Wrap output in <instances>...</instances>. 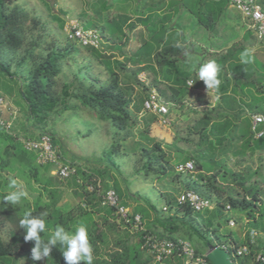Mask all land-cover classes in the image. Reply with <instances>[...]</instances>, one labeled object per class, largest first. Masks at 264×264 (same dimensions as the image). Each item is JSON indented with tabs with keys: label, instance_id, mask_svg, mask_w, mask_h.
<instances>
[{
	"label": "trees",
	"instance_id": "1",
	"mask_svg": "<svg viewBox=\"0 0 264 264\" xmlns=\"http://www.w3.org/2000/svg\"><path fill=\"white\" fill-rule=\"evenodd\" d=\"M15 1L17 0H0V72L10 79L16 78L15 73L11 71V62L2 58V52L14 53L23 48V25L27 20L23 10L16 6L10 8ZM134 1L137 4L134 11L135 15L139 16L140 14L144 15L145 13L151 12V9H148L149 6H147L145 2L140 4L139 2L141 0ZM180 1L183 8L190 10L198 23L207 27L210 31L212 28L209 24L207 25L206 22H204L206 19L203 15L208 16L211 22L213 20L216 21L217 17H219L222 14V11L229 5V0ZM252 1L264 9V0ZM82 2L85 8L91 13L89 19L82 25L83 29L96 31L101 38L100 46L103 45L106 51L109 52L105 59L109 82L106 85H100L98 87H78L75 89H73L72 84L64 83L61 87L60 95L55 96L54 90L57 86L56 79L62 73L60 63L68 59L69 54H71V51L74 50L75 46L69 45L65 48L66 52L57 50L49 51L42 60L29 71L26 81L21 84L18 91V96L24 103L29 121L32 122L33 126L43 127L47 124L50 115L55 114L60 116L65 112L75 110L77 106L68 103L69 100H73L77 102L80 107L88 108L92 116L99 122L110 123L117 133L121 134L127 129L129 130L132 128L135 114L143 115V119L147 120L148 123L159 121L155 115L147 113L143 109V103L150 96L153 89L157 90L162 95H165L164 91L161 92V90H159V85H161V83H158L157 79L169 83L166 87L167 90L172 92V95L167 103L172 105L171 110L183 105V102L190 91V87L187 85L188 81L196 80L192 87L204 85V83L197 80L198 77L196 75L195 79L192 80L188 74L182 75L181 77L177 72L172 77H169L166 74L167 72L163 71V67L167 65L169 61L166 57L167 53L170 51V47L165 45L160 48L159 44L162 41L161 37L164 36L155 27L154 29L148 28L147 31L149 33L147 38H144L143 35L140 37L141 34L139 33V30H135V33L138 32L136 37L138 36L141 38V44H136L133 55L126 54L125 49L130 40L128 32L129 30L134 29V24L131 23L128 26L126 25V16L122 14L126 13L128 8L119 2V0H82ZM118 2L120 4H118ZM86 9H84L85 12L87 11ZM85 12H82L81 14L83 18L87 16V12ZM151 15L152 14L145 19H138V22L147 26L149 21H152L150 22L151 26H154L158 20H162L164 23L165 19L168 18V16L164 14L163 16ZM33 21L35 24L39 23V19L37 18H33ZM246 34L248 36L253 35L251 31H247ZM157 35L158 38L156 39ZM151 42L157 47L150 45ZM84 49L95 56L100 55L98 52L99 49L91 47ZM115 52L122 56L123 62H120L115 58ZM31 54V50L27 51L26 55L15 64L17 69H20L24 63L27 62ZM221 58L224 59L226 56H222ZM252 58V62L249 64L239 63L237 65H230L229 63L228 69L226 66L224 67V65L220 66L221 72L225 71V74L224 77H222L218 92H215L224 97V100H229L228 98L230 97V100L234 99L232 94H226L227 90H230L228 87H230L231 82H233V85H238L241 80L250 79V76L245 75L248 65L252 63L255 64L257 68L256 70L264 74V47L254 54ZM111 60L114 62H111ZM129 63L135 68L129 75H126L124 72L127 70V64ZM154 65L159 67L158 72H156ZM253 69L252 74L256 72L254 67ZM143 73H151L154 75L151 85H146L145 83L140 82L138 77ZM256 83H258L257 86H255L256 90L259 88L260 94H264V76L258 75ZM226 84L228 85L226 86ZM247 87H249V85L246 86V88ZM259 101L264 102V96L262 97L261 95L260 98L256 100L254 99V102L256 103H259ZM133 109L135 113L132 111ZM2 119L4 123H6L4 117H2ZM210 119L211 117L209 115L207 116L206 114H203L191 130V132L196 133L199 137L198 150L202 151L203 149L208 148V152L217 147L225 146H227L229 150H234L236 144L238 145L239 143L236 139V134H239L241 126L236 127L234 123L225 116L211 124L209 123ZM148 128L147 125V128L143 131L144 134L148 133ZM41 132V134H38L32 139L37 140L45 134L43 130H41ZM249 135L253 139L251 130H249ZM50 138L52 143H54V139L51 136ZM141 139H144L145 141L148 140L145 136H142ZM9 149L8 153L17 155L20 163L30 166L28 167L29 175L35 179H37L39 174L37 167L45 169L44 173L49 172L50 174L51 167L38 166L34 154H27L25 151L18 153L16 146H10ZM117 154H138L143 161L140 172L146 177L151 175L154 176L159 182H175L182 175L176 170L173 172L168 171L167 164L172 161V159L170 156H167L166 152H164L162 146L158 142L152 143L148 148L143 143L136 141L133 136L124 134L121 136V139L112 142L110 147L102 153V156L107 160V165H109L111 169L118 170L113 159ZM201 158L204 157L201 156ZM180 160V163H177L176 167L187 162H193V164L198 165L200 169L196 172L195 176H190L185 180V190H192L201 197L210 200V197L214 193H226L227 191L224 189L226 186L229 187L228 190L235 189L233 186L237 187L235 190L236 195L229 194L227 196L229 210H235V215L233 216H236V219L231 217H226L224 219L226 225H229V222H233V228H230L225 234L219 233L221 228L219 223L212 227H206V225H204L207 230V233H205L201 232L200 226L198 223H195L194 219H189L188 221L182 219L179 222L175 221L176 229L168 233L169 239L164 240L172 242L182 240L189 243L185 238L195 236L204 244V246H207L208 244L212 246H225L233 264H260V259H264V203L262 201L264 188L246 187V181H238L241 176H237L227 170L222 172L219 169L214 170L209 166H203L202 162L204 161L199 162V160H196L195 157L190 155L180 157ZM3 163L0 164V168ZM81 175L83 176V181L79 183L76 177L73 176L72 179H74V182L71 185L74 190H76L75 195L79 199V204L75 205L73 209L66 214H62L56 209L51 210L49 204L40 201H36L32 209H21L15 205L3 206L2 204L5 203L0 202V216L3 218L0 221V226L4 225L6 222L10 225L7 232L8 241H3L0 238V264H16V256L23 260V264H63V258L61 256L62 249L60 245L53 248L50 257L45 258L43 261H33L31 259L30 250L34 246V242H24V229L19 228L18 223L25 211L31 212L33 216L47 213L45 218L46 231L45 233H41V236L44 239H47L51 235L57 225L63 226L65 230L70 233H74L75 229L73 227L79 224L89 227V241L93 246V264H150L151 262H156L151 254L146 253V251L141 249L143 236L149 233L159 240L163 239L146 230L131 233L127 227L115 223L116 217L113 210L105 206H101V208L110 211L111 216L114 217V222H110L106 216H96L97 220L113 230H126V232H124L125 237L128 236L127 233H131L130 235L133 243L129 245L123 240H117L113 244V251L110 252L109 249V252L100 253L99 246L105 244L104 238L106 235L100 229V224L93 218V213H97L94 209L97 205H101V197L109 190H113L117 194L121 205L127 207L128 205L125 201L126 195L117 183L110 185L98 181L93 174L84 171L81 172ZM57 179L60 180L59 178ZM88 186H92L93 191H88ZM48 193L51 195L52 191ZM179 194L180 192L177 196ZM83 202L84 204H81ZM168 202L169 206H171V202ZM226 207L219 202L215 214L212 213L211 210H206L202 213H193L187 206L178 205L177 203V209L183 212L185 219H188V217H191L192 215L218 216V214L225 210ZM169 209L170 207L166 208L167 211ZM209 211L211 215L209 214ZM137 214L138 213L131 211L132 216ZM76 218H79L80 220H77ZM184 223L187 225L186 227L183 226ZM180 227L183 228V231L186 232L185 235H187V237H183V239H177L175 237V235L180 233ZM250 230H257V232L260 231L258 232V236L253 245L249 244ZM243 247L247 248L246 254L240 257L236 256V251ZM194 251L198 255H204V253L200 254L195 249ZM142 254H147L148 259L146 261L141 259ZM168 259H175L184 264V258L178 257L176 253ZM208 263L211 264L209 261ZM80 264H84V262H80Z\"/></svg>",
	"mask_w": 264,
	"mask_h": 264
},
{
	"label": "rangeland",
	"instance_id": "2",
	"mask_svg": "<svg viewBox=\"0 0 264 264\" xmlns=\"http://www.w3.org/2000/svg\"><path fill=\"white\" fill-rule=\"evenodd\" d=\"M15 6L23 10L27 20L23 25V48L14 53L2 52V58L11 62V71L15 73L16 78L10 79L0 72V98L3 99L6 105V108L4 109L6 112L4 117L6 120L12 122L8 127H0V164L4 162L0 168L1 203L3 202L1 201L3 200V197L7 195L9 191L17 190L8 188L9 181L15 179L17 181L18 189L26 191L28 194L26 198L22 199L20 204L15 205L21 209H32L34 203L40 201L49 204L51 210L56 209L60 213L66 214L70 212L75 205L79 204V199L75 195L76 190L71 186L74 182L72 177L66 181H61L52 177L49 172L44 173L45 169L37 167L39 174L37 179H35L29 175V165L20 163L17 155L8 153L10 146H16L18 153L24 151L22 148V140L32 139L38 134H41V130L54 139L55 142L53 145L61 156L66 161L74 164L77 171L75 177L79 183L83 181V176L81 175L82 171L93 174L98 181L110 185L117 183L126 195L125 201L128 207H136L137 211L148 213V206H152L157 210L160 219H164L167 214L177 208V194L184 188V181L190 176H195L196 172L200 170L199 166L194 164V173L192 175L182 174L177 181H168L164 183L159 182L152 175L146 177L140 172L143 161L138 154L115 155L113 159L118 170L111 169L110 166L107 165V160L102 156V153L110 147L112 142L121 139V136L124 134L133 136L136 141L143 143L148 148L154 142L160 143L164 152H166L167 156H170L172 159V161L167 164L169 172L176 170V164L181 161L180 157L190 155L195 157L196 160H199V162L204 161L202 162L203 166H209L214 170L219 169L222 172L227 170L234 173L233 159L224 156L219 158L211 153L205 155L204 158H201V156L203 157V150H198L199 137L191 132V127L193 126V120L196 117V114L192 112H198L199 110H202V108L197 109L198 111H194L190 106H186V104H183L185 107L181 109L177 107L171 111L168 107V117L170 120L169 126L162 125L160 121L148 123L147 120L143 119V115L135 114L132 128L119 134L110 123L99 122L94 118L88 108L80 107L77 102L69 100V104L77 106L75 110L65 112L60 116L55 114L50 115L47 124L43 127L33 126L32 122L29 121L25 105L18 96L17 89L26 81L29 71L35 67V65L39 63L49 51L57 50L66 52L65 48L69 45L75 46L74 50L69 54L68 59L60 63L62 73L56 79L57 86L54 90L55 96L60 95L61 87L64 83L72 84L73 89L78 87L89 88L91 86L98 87L100 85H106L109 82V75L105 59L109 52L106 51L103 45H101L98 50L100 55L95 56L81 46L67 41L66 28L68 24L75 21L82 26L86 20L89 19V16H91L90 11L85 8L82 0H17L12 6H10V8ZM84 9L87 10V13ZM82 12H85L87 16L83 18L81 16ZM203 17L206 19L204 22H206L207 25L209 24L212 28V33L215 30L219 33L222 32V30L229 32L227 29L220 27L224 18H222V21L217 24L216 21H218V19L211 22L208 16L203 15ZM33 18L39 19V23L35 24ZM230 22L236 26V28H233L232 31H230L232 33L231 36H236V33L243 28L246 29L245 20L241 14L234 9L230 10ZM213 23H215V27ZM137 33L138 32L130 33V40L125 49L127 55H133L136 44H140L139 37H136ZM157 38L158 35L156 39ZM153 42H151L150 45L154 46ZM29 50L32 52L31 56L20 69H17L15 64L24 57ZM115 58L120 62H123L122 56L117 53L115 54ZM111 62L114 61L111 60ZM127 67L128 68L124 73L129 75L135 67L130 63L127 64ZM256 71L259 73V76H264L263 73L258 70ZM220 72L218 78L221 81L222 78L219 76ZM184 73L183 71H180L177 74L182 77V75H185ZM189 75H192L190 76V79H195L196 74L193 73L192 69ZM258 75L256 73H249L247 76H250V79L241 80L238 85H233V82H231V85L228 88L237 92L249 85L247 88L251 87L256 91L255 86L258 84L256 83ZM138 79L141 83L151 85V75L141 74ZM227 85L228 84H226V86ZM258 89L259 88H257V90ZM261 95L262 97L264 96V94ZM260 97L261 96H259V98ZM228 99L230 100L231 97ZM259 102L261 104L264 103L261 101ZM132 111L135 113L134 109ZM9 112H11V115L14 114L12 119L7 117ZM147 125L149 131L147 134H144L143 131L147 128ZM142 136L147 137L148 140L145 141L144 139H141ZM233 188L235 189L228 190V186L224 187L227 191L224 194L213 192L214 194L210 197V201L213 204V209L211 210L212 213L215 214L217 212V205L219 202L225 207L229 205L227 203V196L229 194L236 195L235 190L237 187L233 186ZM50 191H52L51 195L48 193ZM168 201L171 202V206H169ZM262 201L264 203V189ZM4 203L5 204H2L3 206L12 205L7 204V202ZM81 204H84V202ZM101 206L102 205H97L94 209L97 213H93L94 220L100 224V229L106 235L104 238L105 246H99L100 253L107 252L109 249L110 252L113 251V244L117 240H123L129 245L132 244L133 240L130 235L131 233H127L128 236L125 237L124 232H126V230H113L97 220L96 216H111L110 211H106V209L101 208ZM163 207H170V211H161ZM230 211L231 210L225 209L221 211L218 216L211 217L212 221L210 226H208V224L206 225V223H202L200 225L201 232L207 233L206 227L216 226L217 223H219L221 226L219 233L225 234L230 228H233V226L226 225L224 219L226 217L236 219V216H233L235 215V210ZM208 218H210V216L206 217L205 215H192L190 217V219H197L201 222H203L202 220L204 219L208 220ZM2 219L3 218L0 216V221ZM77 220L80 219L78 218ZM203 225H206V227ZM78 226H80V224L73 228L76 229ZM9 228L10 225L7 222L0 226L1 240L8 241L7 232ZM88 228L89 227H87V230ZM183 233L186 232L183 231ZM185 239L189 241L190 245L198 253L203 254L206 252V246H204V244L195 236ZM15 263L23 264V260L16 256Z\"/></svg>",
	"mask_w": 264,
	"mask_h": 264
},
{
	"label": "crops",
	"instance_id": "3",
	"mask_svg": "<svg viewBox=\"0 0 264 264\" xmlns=\"http://www.w3.org/2000/svg\"><path fill=\"white\" fill-rule=\"evenodd\" d=\"M119 2L128 8L127 12L122 14L126 16V25L128 26L131 23L134 24V29L129 30L128 37L131 36V32L139 30V33L141 34L140 37L143 35L144 38H147L149 33L147 31L148 28L154 29V27L163 34L164 37H161L162 41L159 45L160 48L165 45L170 47V51L167 53L166 57L169 61L167 65L163 67V71L167 72L166 74L169 77H172L180 71H183V73L185 72L184 74H188V72L190 74L191 69L193 70V73H195V69H197L200 64L206 63L209 60H214L219 67L220 65H224V67L226 66L228 69L229 63L230 65L241 63L240 54L244 50H249L250 54L253 56L264 47V42H259L254 34L248 36L246 34L247 31L244 28L241 30L237 28L239 31L236 33V36H231L232 33L230 31H232L233 28H236V26L230 22L231 8L229 5L222 11V14L217 17L218 21H216L218 24V22L222 21V18H224L220 27L227 29L229 32L222 30L220 34L217 30L212 33L207 27L198 23L191 11L183 8L180 0H141L139 3L141 4L145 2L146 5L149 6L148 9H151V12L145 13L144 15L140 14L139 16L134 13L135 7L137 6L134 0H119ZM150 14H152L151 16H163L164 14L168 16V18L165 19L164 23L162 20H158L154 26H151L150 22L152 21H149L150 24L148 23L147 26L138 22V19H145ZM213 25L215 27V23ZM140 37L139 39H141ZM157 50L159 51L158 48ZM221 56H226V58L222 59ZM154 67L156 72H158L159 67L157 65H154ZM253 67L256 70L255 64L252 63L248 65L245 75H249V73L252 74V70H254ZM255 73L258 75L257 71ZM143 74L151 75L152 80L154 79V75L151 73ZM224 74L225 71L220 72L219 76L222 78L224 77ZM157 81L158 83H161V85H159V90H161V92L164 91L165 95H162L155 89L152 91L160 96L162 101L171 111L172 105L167 103L172 95V92L167 90L166 87L169 83L166 81L162 82L160 79H157ZM17 90L19 91V88ZM189 90L190 91L183 104L190 106L194 111H198L197 109L202 108V110H199L198 112L191 111L196 114V117L193 120V126L197 124L203 114L211 117L209 120L210 124L225 116L228 117L236 127L241 126L239 134H236V139L239 143L234 150H229V148L225 146L217 147L207 152L208 148H205L202 152L203 157L211 153L219 158L224 156L233 159L234 174L241 176L242 178L238 181H246V187L264 188V137L257 141L253 140L249 135L251 125L250 116L252 114L264 115V103L261 104L260 102H254V99L256 100L261 96L260 90L258 89L255 91L250 87L243 88L234 93L230 88V90H227L226 94H232L234 98L233 100H224L223 97L218 95L215 91L207 92L205 85L190 87ZM183 107L185 106L182 105L178 108L181 109ZM5 113L6 112L4 111L3 117ZM13 115L14 114L11 115V112H9L7 117L12 119ZM4 120L8 125L12 123L10 120H6L5 117ZM193 126L191 128H193ZM183 185H185V181ZM183 191H185V188H183L180 193ZM148 207V213L139 212L136 210V207L128 208L130 211L136 212L141 216L142 228L144 230L154 233L162 239H169L168 233L176 229V222H179L182 219L185 221L190 219V217L185 219L183 212L177 208L167 214L164 219H160L157 210L152 209L153 207L151 206ZM164 209L165 207H163L161 211H164ZM106 217L110 222H114V217ZM211 217L212 216H210L208 220H202L204 222L197 219H194V221L195 223H198L199 226L202 223H206V225L208 224V226H210L212 221ZM115 223H117L116 220ZM183 226L186 227L187 225L184 223ZM184 234L183 228L180 227V233L175 235V237L177 239H183V237H187V235ZM141 259L146 261L148 259L147 254H142ZM150 264L158 263L151 262ZM159 264H182V262L175 259H166Z\"/></svg>",
	"mask_w": 264,
	"mask_h": 264
},
{
	"label": "built area",
	"instance_id": "4",
	"mask_svg": "<svg viewBox=\"0 0 264 264\" xmlns=\"http://www.w3.org/2000/svg\"><path fill=\"white\" fill-rule=\"evenodd\" d=\"M229 7L241 14L246 22V31H251L259 42H264V9L252 0H229ZM67 41L75 43L82 48L99 49L101 38L96 31L85 30L75 21L68 24L66 28ZM199 82L204 83L202 80ZM189 82L187 85L189 87ZM191 85L190 87H192ZM6 105L0 98V127L9 126L4 123L2 117ZM143 109L145 112L155 115L160 123L164 126L170 125L169 109L162 99L152 91L150 96L144 101ZM251 134L253 139L260 140L264 137V115L252 114ZM22 148L27 153L35 155L36 164L38 166H50V175L60 180L70 179L76 176L77 172L74 164L66 161L53 145L49 135L44 134L37 140H22ZM176 171L180 174H192L194 172L193 162H187L176 167ZM98 185V183H97ZM88 191H93L92 186L87 187ZM101 205L111 208L116 217L117 224L127 227L131 233L144 231L141 223L140 215H131L128 207L121 205L117 194L113 190L107 191L102 197ZM178 205L187 206L193 213H202L206 210H212L213 204L209 199L201 197L192 190H185L177 197ZM229 210V206L226 207ZM166 211V208L164 209ZM229 226H233V222H229ZM258 236L255 230L249 231V244L253 245ZM221 250L228 254L225 246H218ZM143 251L151 254L155 261L161 263L163 260L170 258L175 253L178 257L184 258V264H209L204 255H198L187 241L178 240L176 242L168 240H159L149 233L143 236ZM247 248L243 247L236 251V256L245 255ZM229 257V254H228ZM260 259V258H258ZM260 264H264V259H260Z\"/></svg>",
	"mask_w": 264,
	"mask_h": 264
},
{
	"label": "clouds",
	"instance_id": "5",
	"mask_svg": "<svg viewBox=\"0 0 264 264\" xmlns=\"http://www.w3.org/2000/svg\"><path fill=\"white\" fill-rule=\"evenodd\" d=\"M252 59L249 50L241 52L240 60L242 64H249L252 62ZM219 72L220 67L214 60L202 63L195 69L196 76L198 77L197 80L204 82L207 92H218L221 84L218 78ZM195 82L196 80L190 81L189 87ZM8 188L17 190L9 191L3 197V202H7V204H20L22 199L28 195L26 191L18 189L15 179L9 181ZM46 216L47 213L33 216L31 212L25 211L19 219V228L24 229V242H34V246L30 250L31 259L33 261H43L45 258L50 257L53 248L60 245L63 264H80V262L93 264V246L89 241L87 227L81 224L75 229L74 233H70L63 226L57 225L51 235L47 239H44L41 233H45L46 231Z\"/></svg>",
	"mask_w": 264,
	"mask_h": 264
},
{
	"label": "water",
	"instance_id": "6",
	"mask_svg": "<svg viewBox=\"0 0 264 264\" xmlns=\"http://www.w3.org/2000/svg\"><path fill=\"white\" fill-rule=\"evenodd\" d=\"M205 256L211 264H233L228 254L218 246L207 245Z\"/></svg>",
	"mask_w": 264,
	"mask_h": 264
}]
</instances>
